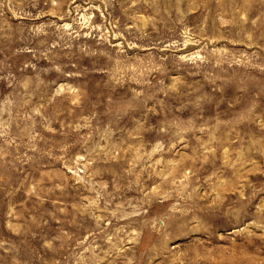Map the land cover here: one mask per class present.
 <instances>
[{"label":"rangeland","instance_id":"1","mask_svg":"<svg viewBox=\"0 0 264 264\" xmlns=\"http://www.w3.org/2000/svg\"><path fill=\"white\" fill-rule=\"evenodd\" d=\"M0 264H264V0H0Z\"/></svg>","mask_w":264,"mask_h":264}]
</instances>
